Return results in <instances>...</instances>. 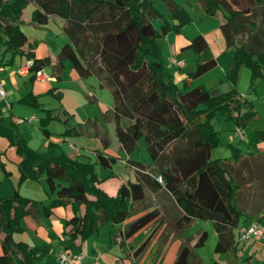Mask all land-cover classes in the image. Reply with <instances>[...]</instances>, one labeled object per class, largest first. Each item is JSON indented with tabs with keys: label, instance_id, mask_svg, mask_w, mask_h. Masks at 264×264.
Wrapping results in <instances>:
<instances>
[{
	"label": "trees",
	"instance_id": "16d2710c",
	"mask_svg": "<svg viewBox=\"0 0 264 264\" xmlns=\"http://www.w3.org/2000/svg\"><path fill=\"white\" fill-rule=\"evenodd\" d=\"M163 1L169 16L154 0H0L1 65L25 56L32 60L29 72L35 79L36 71L48 65L50 58L35 55L22 30L23 11L33 3L31 22L36 26H45L52 16L60 17L68 40L57 54L58 66L63 67V60L69 59L81 77L93 75L110 90L115 132L125 151H132L140 139L146 143L152 161H135L137 179L121 183L116 194H110L100 186L93 163L65 152L54 156L35 150L24 137L15 139L0 116V134L8 137L21 157L20 179L46 178L48 192L55 194L47 209L72 205L74 215L65 222L72 237L85 241L107 223H124L120 231L128 238L156 224L133 251L129 264H140L137 259L161 223L159 209L149 210L145 203L146 188L155 191L164 186L173 195L182 210L177 221L180 228L194 218L211 220L218 236L216 253L237 249L235 234L241 215L258 220L264 213V152L256 149L244 156L239 145L231 144L229 156L212 157L219 138L212 123L216 113L232 118L241 128L258 116L252 100L240 93L236 83L242 66L250 68L252 82L264 76V0H196L206 14L221 10L227 19L223 31L232 63L226 71L231 85L226 90L190 84L217 64L202 34L191 41L197 53L195 70L182 85L174 81L158 38L179 30L190 16L176 0ZM156 20L161 21L159 27ZM8 52L11 56L6 61ZM18 101L40 108L32 92ZM46 111L42 131L50 136L47 124L51 110ZM71 129L83 128L70 127L65 132ZM257 132V140L264 138V130ZM100 137L103 148L96 151L97 160L111 167L116 159L105 153L109 139L105 134ZM256 169L262 173L261 179L255 178ZM253 185L256 188H251ZM254 193L258 195L254 197ZM37 205L38 201L18 190L0 197V231L4 233L0 264H35L42 256L37 247L14 238L15 232L23 231L21 220L26 215L35 218ZM207 236V231H202L193 246L181 244L172 264H204L194 247L203 246ZM212 264L222 263L215 259Z\"/></svg>",
	"mask_w": 264,
	"mask_h": 264
},
{
	"label": "crops",
	"instance_id": "0c3cea01",
	"mask_svg": "<svg viewBox=\"0 0 264 264\" xmlns=\"http://www.w3.org/2000/svg\"><path fill=\"white\" fill-rule=\"evenodd\" d=\"M176 1L186 9V11L190 16V20L187 23L183 24L179 30H170L166 34L158 38V41L162 46L164 53L166 54L165 61L167 66L173 73L174 81L178 85H182L183 82L186 81V79L188 78L189 73L195 70L197 63L196 62L197 53L195 49L191 46V41L196 35L202 34L209 45L211 53L216 57L217 64L216 66L206 71L202 75L198 76L197 78H193L190 81V84L192 85L203 84L207 88L219 86L224 90L229 89L231 85L230 82L227 81L226 79V71L228 70V68L232 63V57L230 54H228L223 60H220V56L225 55L226 52L230 51L228 49L226 37L223 31V27L227 25V19L225 18V14L221 12V10H218L214 14H206L196 0H176ZM154 2L155 5L163 14L169 16L170 14L169 9L163 0H154ZM32 9L30 11H27V9L25 8L23 11L22 18L24 21L22 24V30L24 35L27 37L28 42L32 44V47L35 51V55L39 58H44V57L50 58L48 65H46L43 68L44 72L49 76V78L45 81H40L37 78L32 79L30 77L31 73L29 72V67H28V62L30 61V59L26 58L25 56L22 57L17 56L13 64L12 63H7L5 65L0 64V77L4 80L5 86L8 89L7 97L0 99V116L3 117V124L5 126H8V124H6V118L3 112H5V110H8L11 120H14V117H21L20 114H16L20 112H15V110L19 111L21 108V107H17L16 109V104H18V106L22 104L26 105L25 103H21L18 100L29 92H32L33 94L37 95V97L42 96L44 94L54 95L55 93L57 94V96L61 98L62 97L65 98L67 96L63 88L62 91L58 90L60 88L59 86H57V83L64 82L65 74H66L65 70L69 66L68 62H70V66H71L69 68H72L69 69L70 70L68 73L69 77H71L73 81L77 83L80 81L83 85H85L84 78L77 73V71L74 69L69 59L63 60L62 62L63 67L58 66L57 54L59 53L62 45L68 40L65 33L63 32V28H62L63 20L58 16H52L49 22L45 26H36L31 22ZM159 22L161 24V21ZM51 23H54L56 25V31L53 27H51ZM155 24L158 27L160 26L156 22ZM0 49L3 52L4 47L0 46ZM9 54L10 52H8L5 55L6 61L9 60L8 58ZM47 66L51 68L52 70L51 74L47 72L46 70ZM24 88L28 89V91L25 90ZM78 94L79 93L77 92L76 93L69 92V97L78 98ZM9 98L13 100L10 101ZM61 105L63 108V112L71 113L70 109L71 106L73 105L72 102L70 103L61 102ZM34 114L37 116L36 112H33L32 116ZM33 121L34 118L28 122L32 123ZM67 122H65V124ZM70 127L72 126L68 125L67 128ZM47 128L50 134L52 135L53 132L49 127V123L47 124ZM11 129L14 132V129L13 128ZM85 131L86 134L88 135L91 134V131H88V129ZM72 132L78 133V130L71 129L67 131L66 134ZM14 136L15 139H17L19 136H22L25 138L27 143L32 148L40 152L44 151L43 147L41 146L34 147L32 144H30V142H28L27 137L24 134H22L20 131L19 134H17V132L15 131ZM257 138H255L254 142L252 140L251 142L250 141L246 142L247 138L244 132V138L242 140L244 141L246 147L250 149L249 151L242 150L244 156L248 155V153L250 152L256 151V149L264 152V138L259 140H257ZM231 139L232 141L234 140L233 138ZM60 140H65V138L62 137ZM57 142L59 141L56 140L55 143ZM231 144L237 145L235 141L231 142ZM254 147H256V149L252 150ZM102 148L103 147L100 146L97 147L95 152ZM76 150L75 153H68V155L76 158L78 152ZM108 155H112V154H108ZM115 159L118 160L117 157H115ZM20 160L21 157L17 153L16 146L10 143L8 137L0 134V197L12 195L16 190H18L21 195L38 201L37 209L35 211L36 213L35 218L32 214L26 215L21 220V224L24 227L23 231L15 232L14 238L16 240L26 241L30 246H35L42 251V256L40 257V259L36 260L35 264H39L40 262L43 261L47 263L52 257L55 259V261L61 264L57 257L58 253L63 251L70 253L68 245L65 243H66V237L68 236L72 237V236L68 233L70 226L66 227L65 222L67 219H70L74 215L73 207L71 204H65V205L54 206L47 209L46 207H48L51 201L55 198V194L48 192V186L46 183V178L44 176L40 177L39 179L26 178L24 180H21L20 167H19ZM120 160H123V158H121ZM135 161H139V160L133 159L130 162L126 161V163L129 164L134 169L135 172L134 177H128L122 179L118 178L117 181L114 182V184L112 185V187H114V192H109L106 188L102 186L101 182L103 181V178L101 177H99L100 186L108 193L116 194L118 187L120 186L121 183L127 182L128 180L135 181L138 177L137 169H136L137 166ZM8 162L12 164L11 167H9ZM114 163L115 162L112 163L111 167H107V168L114 169L113 168ZM148 169L149 168H146L145 171H148ZM112 174L120 175V177L121 176L123 177V175L120 172L115 173L114 171H112ZM34 181L40 183L41 186L40 190H37L34 187V185H32L33 184L32 182ZM148 195L150 196L148 197ZM152 197L154 198V200H156V203L153 201L152 202L149 201ZM174 202L176 201L173 195L164 186L159 187L155 191L146 188L145 203L148 206L149 210L153 208H157L160 211V209L163 208L166 212L167 210H169V208L167 207H169V205L173 206ZM179 209L181 210L180 207ZM141 213L142 212L132 216L129 220L136 218ZM181 215H182V210L180 213V217ZM160 218L162 221L161 211H160ZM246 218L247 220L244 221L243 225H240L238 227L239 229L241 227L247 226L249 223L256 220L255 218H252L250 216H246ZM258 220H260L264 224V213L262 219H258ZM107 224H111L110 229H108V233L110 236L113 235L112 237H114L115 239L113 241L115 242L116 245L114 253L118 255L117 258H115L116 261L112 263H102V261L99 262L101 256H99L98 253L94 254L93 256L94 252L90 250L88 245H85V242L88 239L86 241H82L80 238H74L75 242L76 241L80 242L78 253H83L84 255L81 261L77 260L78 264H129L131 258L133 257V251L137 247H139L143 241L146 240L149 234L156 227V224H151L146 228L140 230L139 231L140 233L145 232L146 230L147 231L151 230V231L139 245H135L131 243L134 239H136L139 232L126 238L124 234L120 231V228L123 227L124 223H119V224L107 223ZM115 227L120 231V234L117 238L115 237V233H114ZM176 227H177V223H176ZM100 231L96 234V238L99 237ZM155 233L153 234V236L155 235ZM236 234H235V238L237 237ZM3 235L4 233L0 231V255L3 252L2 249ZM251 239L252 237L248 240ZM253 239H256L255 244H259V246H264V236ZM238 241L240 240L238 239ZM150 250L152 251L150 252ZM238 251L239 248L237 247L236 250L230 252L231 256H233L232 258L234 259L231 258V260H229L227 264H232L233 261L236 260L235 256H237ZM15 257L18 260L20 258V254L18 253L15 254ZM162 257H163L162 251L157 250L156 247L152 249L151 245L150 246L147 245L137 260L140 264H146V263L172 264L175 259L173 258L170 261H166V260L162 261L163 259Z\"/></svg>",
	"mask_w": 264,
	"mask_h": 264
},
{
	"label": "rangeland",
	"instance_id": "374dc122",
	"mask_svg": "<svg viewBox=\"0 0 264 264\" xmlns=\"http://www.w3.org/2000/svg\"><path fill=\"white\" fill-rule=\"evenodd\" d=\"M32 8L33 3H29L26 6L27 11H30ZM155 22L160 25L158 20ZM51 27H53L56 31V25L54 23H51ZM25 46L26 45L24 43L23 47ZM1 54L2 50L0 49V57L2 56ZM228 54H230L232 57L231 52L228 51L225 55L220 56V60H223ZM10 56L11 53L9 54L8 58H10ZM68 63L69 66L65 70L66 74L64 82L57 83V86L60 88L58 90L62 91L63 88V90L66 92L67 96L65 98L57 96L56 93L54 95L44 94L42 96H38L40 108L35 109L30 105L22 104L18 106V104H16V109L17 107L21 108L19 111L15 110V112H20L16 114H20L21 117H14V120H11L9 111L5 110L3 114L6 118V124L13 128L14 132L16 131L17 134H19V131L24 134L27 137L28 142H30V144H32L34 147L41 146L44 148L43 152H49L50 155L56 156L62 152H65L66 154L75 153V150L70 148V143L75 145L77 144L76 146H78V149L76 151L78 152L76 158L81 161L93 163L98 176L103 178V181L101 182L102 186L109 192H114V187H112V185L117 181L118 178L122 179L134 177V169L129 164H127L126 161L130 162L131 160L135 159L145 164H149L152 161L151 156L144 139H140L137 146L130 152L125 151L121 147L115 132V122L112 115L113 97L110 90L107 87L101 86L98 79L93 75L83 77L85 85H83L80 81L78 83L73 81L68 75L70 71L69 69H72L69 68L71 67L70 62ZM46 70L49 74L52 73V70L49 66H47ZM236 86L241 94L246 95L249 100H252L253 106L258 112L256 119L243 127L245 136L247 138L246 142H251V140L254 142L255 138L258 137L257 130H264V76H257L252 82L250 68L242 66L238 72ZM24 89L28 91V89ZM69 92L79 93L78 98L69 97ZM9 100L12 101L13 99L9 98ZM61 102H72L73 105L70 109L71 113L63 112ZM46 109L51 110V116L48 117V123L53 133L52 135L50 134V136L45 135L42 131L41 120L42 118L47 117ZM33 112H36L37 116L34 118L32 123H29L27 118L32 116ZM55 115H58V117H55ZM90 117H92V120L89 123L87 120ZM65 118L68 122L65 121ZM65 122L67 123L65 124ZM212 123L214 128L219 131L218 142L212 151V157L229 156L231 154L230 145L231 142L234 141L237 143V145H239L241 150H250L248 147H246L244 141L236 133L237 126L232 118L222 113H216L212 119ZM68 125H71L72 127L78 126V128L80 126L83 129L78 131V133L72 132L66 134L65 131ZM87 129L88 131H91L90 135L86 134L85 130ZM96 132L99 134H96ZM103 134H105L109 139V144L105 149V153L112 154L118 158V160H116L114 163V169L104 167L97 161L95 150L99 146L103 147V142L100 137V135ZM62 137L65 138V140H60ZM231 138L234 140L232 141ZM56 140L59 142L55 143ZM255 149L256 147H254L252 150ZM121 158H123L125 161L120 160ZM8 164L9 167H11L12 164L9 162ZM112 171L115 173L120 172L123 177L112 174ZM256 171L255 178H260L262 173H260L257 169ZM32 183V185H34L37 190L41 189L40 183L36 181ZM251 188H256V186L253 185ZM256 195L258 194L254 193V197H256ZM149 196L150 195H148V197ZM149 201L156 203V200H154L153 197ZM167 208H169V210L166 212L163 208L160 209L162 214L161 224L159 225L155 235L148 243L149 246L151 245L152 249L156 247L157 250L163 252L162 261H170L175 258L181 244L183 243H188L190 246H193L198 240L202 231H207L208 236L203 246L194 247L196 256L200 258L204 264H212L215 259L227 264L229 260H231L233 256H231L230 252L216 253L214 251L218 236L211 220L194 218L184 228H180L178 226L176 227L181 210L177 206L176 202L173 203V206L169 205ZM246 220V216L241 215L239 218V226L243 225L244 221ZM110 225L111 224H107L103 227L98 238H96V234H93L90 236L91 238L88 237L86 238V240H88H85V245H88L90 250L94 252L93 256L96 253L101 256L99 262L102 261V263H112L116 261L115 258L118 256L114 253L116 245L113 241L115 239L112 237L113 235L110 236L108 233V229L111 227ZM238 229L239 228H236V236L238 237H236L237 240L239 239ZM150 231L146 230L145 232H139L136 239H134L131 244L139 245L147 237ZM114 233L115 237L117 238L120 234V231L115 227ZM253 238L258 237L253 236L251 240L242 242L239 241V251L237 256H235L236 260L233 261L232 264H264V246L255 244L256 239ZM65 244L68 245L70 250V258L65 264H78L75 257L78 254L80 242H75L74 237L68 236L66 237ZM151 251L152 250H150V252ZM39 264L59 263L52 257L47 263L43 261Z\"/></svg>",
	"mask_w": 264,
	"mask_h": 264
},
{
	"label": "built area",
	"instance_id": "2783aa9c",
	"mask_svg": "<svg viewBox=\"0 0 264 264\" xmlns=\"http://www.w3.org/2000/svg\"><path fill=\"white\" fill-rule=\"evenodd\" d=\"M31 62L32 60L28 62V67ZM36 78L40 81H45L49 78V76L44 72L43 69H39L36 71ZM7 95L8 91L5 87L4 80L0 77V99L6 98ZM35 117L36 115L34 114L32 117L27 118V120L31 121ZM236 133L240 136L241 139L244 138V132L241 127H236ZM70 148L76 150L77 146L73 143H70ZM238 233L240 241H246L253 236L262 237L264 236V224L260 220H254L247 226L241 227ZM57 257L61 264H65L70 258L69 253H67L66 251L58 253ZM83 257V253H78L75 258L76 260L81 261Z\"/></svg>",
	"mask_w": 264,
	"mask_h": 264
}]
</instances>
